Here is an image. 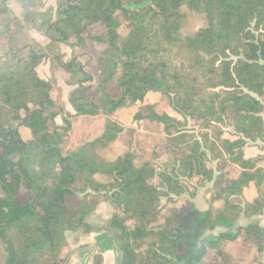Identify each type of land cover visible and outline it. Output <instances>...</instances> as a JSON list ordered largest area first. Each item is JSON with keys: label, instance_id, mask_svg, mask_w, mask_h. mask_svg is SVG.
I'll use <instances>...</instances> for the list:
<instances>
[{"label": "trees", "instance_id": "trees-1", "mask_svg": "<svg viewBox=\"0 0 264 264\" xmlns=\"http://www.w3.org/2000/svg\"><path fill=\"white\" fill-rule=\"evenodd\" d=\"M31 5L0 0V43L24 20L54 44L107 46L114 61L88 96L92 76L59 56L78 86L76 115L104 118L95 138L67 145L75 114L40 74L49 54L0 55V264H65L67 232H92L102 203L122 264H207L210 249L228 264L224 243L241 238L264 254V0H58L42 18ZM186 10L206 17L191 35ZM129 111L163 126L168 161L135 143L117 159L101 155L136 133L116 118ZM189 185L192 198L210 187V207L191 201L164 215L163 200Z\"/></svg>", "mask_w": 264, "mask_h": 264}, {"label": "rangeland", "instance_id": "rangeland-1", "mask_svg": "<svg viewBox=\"0 0 264 264\" xmlns=\"http://www.w3.org/2000/svg\"><path fill=\"white\" fill-rule=\"evenodd\" d=\"M58 0H32L34 5L30 6L37 18L48 17L49 12L56 10ZM187 19L184 23L182 33L183 35H191L206 25V17L198 12H191L186 10ZM40 20V19H39ZM30 49H36L38 51L47 52L49 58L41 65L40 74L47 80L54 81L57 84L55 95L57 96V104L59 108H63L67 112L75 114L70 117L72 121V129L68 137L67 145H79L92 140L99 135L104 129V118L102 115H76V111L71 104L70 95L77 89V85L70 84L71 73L65 69L60 61L76 60L78 64L82 65L84 71L92 76L93 80L86 83L90 86L88 90V96H93L98 83L105 75L110 71L114 61V51L107 46L95 44L92 40H89L85 46L77 45L76 40L72 39L68 44H54L44 34L43 31L36 28V25L31 22L20 20L14 27L12 37L3 43H0V55L6 59H10L13 53L17 50L20 55L27 54ZM154 100V98L152 99ZM127 128L134 127L136 133L132 136L129 132L124 131L118 137V139L112 143L107 149L101 152L103 157H109L117 159L128 151L132 144L135 143L136 149H139L144 157L153 158L158 155V161L165 163L168 161V155L165 151L166 137L164 134L163 126L157 122L144 120L141 123H136L133 120V111L122 112L116 116ZM59 124H63V117L57 118ZM192 126V122L190 123ZM210 187L201 188L194 198H192V185H189V192L183 196L175 197L173 202L168 199L163 200V214L170 213L172 208L179 207L185 208L186 205L193 201L195 205L202 210H206L211 205V192ZM1 195V191H0ZM255 195L254 186L247 190L248 198H252ZM221 202H216L215 206H220ZM113 209L108 203H102L95 212L89 216V222L92 225L94 231L98 233H104L108 231L111 236L112 242L115 245L116 251L119 253L118 257H114L110 264H122V253L119 250L120 236L117 232L110 230V218L112 216ZM264 225V214L256 217ZM81 231H68L66 234L67 240L74 239L76 234ZM112 233V234H111ZM78 243L75 245L77 248H84L91 246V241ZM150 240H153L150 239ZM102 245V242H99ZM97 244V243H95ZM224 249L229 254L228 264H264V254H260L257 247L248 243L243 238L236 241H226L224 243ZM67 258L65 264H69L70 260L75 252L72 247L67 251ZM94 261L93 264H103L104 258L100 253L91 257ZM82 257L76 264H81ZM207 264H221L217 258L214 250H209L204 260ZM87 264V263H86ZM89 264V263H88Z\"/></svg>", "mask_w": 264, "mask_h": 264}, {"label": "crops", "instance_id": "crops-1", "mask_svg": "<svg viewBox=\"0 0 264 264\" xmlns=\"http://www.w3.org/2000/svg\"><path fill=\"white\" fill-rule=\"evenodd\" d=\"M104 233H98V231H92L88 235H82L81 233L76 234L74 239H69L68 242L70 244V247H72L73 252H75L70 260L69 264H76V262L79 261V258L82 257L81 264H93V259L91 257H94V255L101 252L104 263L103 264H110L112 262V259L114 257H118L119 253L116 251L115 245L112 242L111 236L108 233V231H103ZM91 241V246L80 248L76 247L78 243H82L84 241ZM99 242H102V245H100ZM97 243V244H95ZM122 259V258H121Z\"/></svg>", "mask_w": 264, "mask_h": 264}]
</instances>
